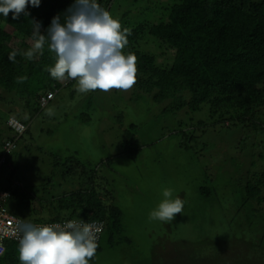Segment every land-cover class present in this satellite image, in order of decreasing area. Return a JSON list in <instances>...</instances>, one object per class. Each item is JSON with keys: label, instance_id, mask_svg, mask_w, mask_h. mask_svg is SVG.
Wrapping results in <instances>:
<instances>
[{"label": "rangeland", "instance_id": "374dc122", "mask_svg": "<svg viewBox=\"0 0 264 264\" xmlns=\"http://www.w3.org/2000/svg\"><path fill=\"white\" fill-rule=\"evenodd\" d=\"M170 4L171 0H154L149 7L156 11ZM141 9H146L142 3L119 0L109 13L122 24L128 20L136 26L149 14ZM156 14L159 19L160 13ZM148 38L140 40V50L155 54L157 65L165 68L172 64V52L165 53L154 38ZM0 95L4 99H0V114L5 115L0 129L9 134L5 128L8 114L21 120L22 103L2 90ZM165 107L151 103L148 95L135 93V86L129 91L98 90L73 97L69 88L62 89L34 119L26 112L29 131L9 158L12 169L4 168L3 174L25 188L27 182L32 185L47 179L54 164V186L61 183L53 191L56 194L76 190L79 185L68 182L70 175L64 180L60 177L65 166L71 167L69 162L73 166L82 162L84 167L77 169L84 172L82 181L98 176L93 180L100 197L107 205L113 202L123 214V232L114 237L115 246L109 235L104 236L93 264H210V242L215 252L211 260L216 262L218 253L219 258H229L223 254L228 242L237 244L253 237L258 248L254 255L261 249L264 254V242L256 237L259 223L249 230L251 215L240 209L234 183L264 172V163L257 158L260 146H255L260 140L244 127L215 125L206 107L197 113L184 109L176 114L164 111ZM131 125H136L135 131ZM258 137L264 140V134ZM134 139L138 145L131 142ZM242 149L236 163L233 156ZM2 182L8 180L2 176ZM165 189L172 190L173 199L183 201V211L172 222L150 220ZM213 189L215 195L206 200L202 191L210 196ZM262 192L264 195V188ZM260 207L264 214V204ZM198 239L201 241L195 242ZM231 243L226 246L234 248ZM234 252L230 256L237 255L234 260H239L241 256ZM224 262L231 264L228 259Z\"/></svg>", "mask_w": 264, "mask_h": 264}, {"label": "trees", "instance_id": "16d2710c", "mask_svg": "<svg viewBox=\"0 0 264 264\" xmlns=\"http://www.w3.org/2000/svg\"><path fill=\"white\" fill-rule=\"evenodd\" d=\"M118 1L97 0V3L110 12ZM122 1L142 3L146 8L141 9L143 13H149L136 26H131L128 20L121 23L122 30L128 29L130 33L123 52L125 55L133 53L137 57L135 93L148 95L153 104H166L164 111L176 114L185 109L186 112L197 113L206 107L210 120L215 125L221 124L231 129L244 127L245 131L249 130V134L254 133L255 139L260 140L258 145H254L260 146L257 158L264 163V140L258 137L264 134V0H171L168 7L156 11L149 7L154 0ZM73 2L74 0H40L39 7L29 4L25 10L27 14L21 13L18 19H13L11 12L7 18L0 14V90L14 95L22 103V111L18 115L26 125L30 122L29 118L34 119L42 111L40 99L48 93L57 95L66 88L70 89L71 97L98 92L78 93L75 90V80L60 82L53 79L47 71V68L55 64V54L49 51L47 29L57 15L61 16V23L64 22L66 10ZM156 13H160L159 19ZM127 16L128 13L123 16L124 19ZM33 21L40 24V34L45 35L46 42L42 54L37 52L29 60L23 53L30 50L34 43ZM148 37L154 38L165 53L172 52V64H167L165 68L157 65L155 54L140 50V40L149 41ZM12 51L17 52L15 62L8 60ZM20 77L27 79L18 83ZM26 112L29 118L25 116ZM3 115L0 114V122L5 124ZM8 115L11 116V113ZM5 128L9 134L0 129L1 155L5 141L12 136L10 129ZM130 128L135 131L136 125H131ZM131 142L139 144L135 139ZM241 151L243 149L233 156L236 163L239 162ZM10 156L0 170V177L4 176L8 180L7 183L0 184V192L10 194L7 205L12 212L17 210V214L13 212L14 214L43 223L74 219L102 223L103 231L97 243L96 254L101 250L105 235H109L110 242L114 243V237L123 232V214L113 202L107 205L100 197L93 180L98 176H90L87 181L81 180L84 172L80 174L77 169L84 167L82 162L77 161L75 166L69 162L71 167L65 166L60 174L63 180L70 175L73 181L69 179L68 182L71 185L78 182L77 189L56 194L53 191L56 190L55 187H61V183L56 182L58 185L54 186L55 180L57 181L52 175L53 171H57L54 164L50 175H46L47 179L32 185L27 182L23 188L13 184L12 179L3 174L4 168L12 169ZM252 165L255 166V163ZM238 166L236 171L240 174L241 163ZM234 183L241 198L240 209L245 208L246 213L251 215L249 230L259 223L256 237L260 236V240L264 242V214H261L260 207L264 204V172L260 175L255 173L248 181L238 179ZM202 195L206 200L212 199L215 190H210V196L205 191H202ZM110 198L114 199L112 195ZM224 234L222 239L227 235ZM254 239L247 240L248 243L228 242L235 246L231 248L226 246L228 243L225 245L223 254L229 258H219L218 253L216 262L211 260L215 252L210 242V264H228L224 262L225 259L231 264H262L264 254L261 249L254 255V250L258 249ZM198 241L201 240L195 242ZM18 247L19 243L6 241V251L0 256V264H20ZM233 252L241 258L234 260L237 255L230 256ZM95 256L89 264H93ZM193 257L202 261L197 255Z\"/></svg>", "mask_w": 264, "mask_h": 264}, {"label": "clouds", "instance_id": "9594fccd", "mask_svg": "<svg viewBox=\"0 0 264 264\" xmlns=\"http://www.w3.org/2000/svg\"><path fill=\"white\" fill-rule=\"evenodd\" d=\"M29 4L39 7L40 0H0V14L7 18L11 12L12 18L18 19L21 13L27 14L25 10ZM32 24L34 43L30 50L23 53L29 60L37 52L42 54L46 42L45 35L40 34V24L35 21ZM129 34L128 29L122 30L119 20L100 7L97 0H74L66 10L64 22L61 23V16L57 15L47 29L49 51L55 54V64L47 71L60 82L75 80V90L82 94L96 90L129 91L137 82L138 72L136 55H125L123 52ZM16 56L17 52L12 51L8 60L15 62ZM26 79L20 77L17 82L23 83ZM22 123L26 130L18 142L29 131L30 123ZM10 132L13 139L11 129ZM162 194L164 199L149 218L172 222L177 214L182 213L184 203L179 197L172 198L171 189L163 190ZM6 208L14 214L7 203ZM17 228L23 233L18 247L20 264H89L98 248L92 226L85 222L69 221L63 226L52 224L42 227L21 223Z\"/></svg>", "mask_w": 264, "mask_h": 264}, {"label": "built area", "instance_id": "2783aa9c", "mask_svg": "<svg viewBox=\"0 0 264 264\" xmlns=\"http://www.w3.org/2000/svg\"><path fill=\"white\" fill-rule=\"evenodd\" d=\"M54 99V94L49 93L46 96H43L40 99V105L42 108H45L49 105V102ZM8 126L13 132V139L6 140L4 146L2 148V155L0 154V170L5 165L7 158L14 153L17 148L18 139L21 135L25 132L26 127L24 124L17 118L11 117L8 120ZM9 198V193L1 192L0 193V256H3L6 249H5V242L6 241H14L19 243L20 238L22 237L23 233L19 231L17 225L24 223V224H31L35 227H42L48 226L52 224H60L64 225L69 221H76V222H83L80 220H66L61 222L55 223H43V222H31L21 218H18L14 214H11L7 211L6 203ZM92 226L93 233L96 237V242L98 243L100 235L103 231V224L98 222H85Z\"/></svg>", "mask_w": 264, "mask_h": 264}]
</instances>
